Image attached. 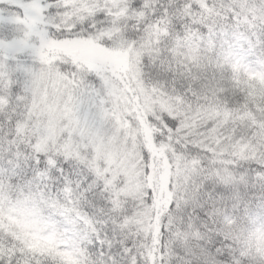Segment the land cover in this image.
Listing matches in <instances>:
<instances>
[{
	"label": "snow or ice",
	"instance_id": "1",
	"mask_svg": "<svg viewBox=\"0 0 264 264\" xmlns=\"http://www.w3.org/2000/svg\"><path fill=\"white\" fill-rule=\"evenodd\" d=\"M0 264H264V0H0Z\"/></svg>",
	"mask_w": 264,
	"mask_h": 264
}]
</instances>
